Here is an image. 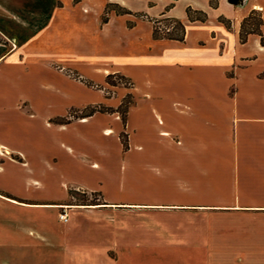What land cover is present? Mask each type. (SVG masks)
<instances>
[{"label":"crops","instance_id":"1","mask_svg":"<svg viewBox=\"0 0 264 264\" xmlns=\"http://www.w3.org/2000/svg\"><path fill=\"white\" fill-rule=\"evenodd\" d=\"M105 1L100 13H105L109 2L129 12L117 14L122 17V25L110 26L111 19L98 27L92 22L87 36L92 57L78 65L70 61L77 55L76 44L72 46L70 42V55L65 53L68 57L64 59L49 49L62 47V36L58 34L63 29L62 12H80L85 20L89 13L87 3H82L83 8L79 10L72 0L70 7L64 0H0V42L13 45L11 50L8 47L3 50L4 44L0 43V75L7 68L19 76L30 75L31 71L35 74L36 69L40 75L46 70L50 78L42 81L43 89L57 94L62 102H71L70 106L77 100V88L71 79L51 67L54 63L61 62L85 72L90 69L91 75L103 76L108 83L110 74L121 73L127 77L132 82L129 86L110 83L123 92L117 98L115 110L109 112L120 114L121 124L113 125L114 128L121 126L128 134L127 139L120 141L118 136L111 135L110 124H93L100 127L108 148L117 152L120 175L68 184L100 193L103 198L100 206L107 216L124 214L126 210L144 213L146 217L154 213L174 216L175 225L162 234L158 233L157 224L143 234L139 226L135 240L149 241L155 250L163 246L173 257L188 256L192 261L196 258L194 264H264V69L249 76L243 74V69L264 53V45L258 34H250L245 43L240 40L244 18L264 5L260 0H247L244 6L228 0H145L148 6L140 11L127 0ZM189 8L194 13L204 12L206 20H191ZM142 12L151 17L180 20L185 26L184 39L155 38L151 25L150 35L136 33L140 23L149 22L131 18ZM76 21V17L74 20L71 17V39L76 36ZM250 41L255 53L227 59L229 42L246 45ZM157 44L170 45L169 51L160 54L170 65L149 60L150 50ZM99 68L106 72L96 71ZM246 78L251 82L247 83ZM61 79L73 83L76 89L61 88L56 83ZM220 80H225L222 88ZM127 96L134 102L122 115L120 108ZM101 101L107 107H115L109 97L103 96ZM96 112L82 118L87 121ZM51 113H56L57 118L63 117L59 111ZM55 123L46 126L78 132L80 127L90 125ZM53 142L72 155L78 153L70 143L64 144L54 137ZM1 147L16 153L11 145L0 143ZM17 153L22 154L23 161L7 154L0 155V161L8 160L28 169L31 166L28 156L21 151ZM79 154L77 158L88 163L87 157ZM43 162L53 167L51 161L43 159ZM88 165L92 170L103 169L96 159ZM39 178H32L30 182L43 187ZM112 183L118 186L116 194L109 192ZM121 188L129 191L128 195H121ZM25 192L0 185L2 202L23 207L57 208L65 205L70 197L67 186L61 198L37 200ZM139 227L135 226V230ZM60 233L54 234L55 240L59 241ZM27 235L42 240L34 233L27 232Z\"/></svg>","mask_w":264,"mask_h":264},{"label":"rangeland","instance_id":"2","mask_svg":"<svg viewBox=\"0 0 264 264\" xmlns=\"http://www.w3.org/2000/svg\"><path fill=\"white\" fill-rule=\"evenodd\" d=\"M64 1L70 7V0ZM127 1L140 11L148 6L145 0ZM260 1L264 5V0ZM72 2L79 10H82L83 4L87 3L88 7L86 6V8L89 13L87 17L85 15L86 19L82 18L80 12L72 11V14L69 11L62 12L63 29L58 33L62 36L61 51L59 47L55 50L52 47L47 48L64 59L68 57L65 53L70 55V42L72 46L76 44L77 55L72 57L70 61L83 65L87 59L92 57L91 43L87 38L90 35L92 22L98 27V25L103 24V17H107L108 21L109 19L112 20L110 26L122 25V17L117 15L120 11L122 12V7H113L110 12L103 14V11L100 13L99 9L102 7V3L106 2L105 0H72ZM255 10L262 15L264 21V7H258ZM71 17L73 20L76 17L77 20L76 36L73 35L72 39L69 37ZM136 17L151 23L143 22L137 26L136 33H140L144 37L150 35L149 25L153 28L156 26L157 30L162 33L168 31L166 27H169L171 31L174 29V25L172 27L171 24L165 21L163 16L151 17L144 12L135 13L134 16H131L132 19ZM66 32L67 35L65 36ZM0 43L5 46H2L3 50H6L7 47L8 50H11L13 47L12 43L11 45L3 41ZM44 48L46 47L44 46ZM170 48L169 44L155 45L150 50L149 60H160L159 63L170 65L165 59L162 60L160 55L169 51ZM71 53L74 54L75 51L72 50ZM253 53H255V47L251 41L246 45L239 43L234 45L232 42L227 44L226 56L229 60L233 55L240 57ZM121 57L124 58L123 55ZM126 57L128 56L126 55ZM51 67L71 79L75 84L77 100H73L71 106L69 105L71 102H62V98H59L57 94L53 95L43 89L42 81L50 78V73L46 70L40 75L38 74L39 70L36 69L35 74L34 72L32 74L31 71L30 75L21 74L19 76L17 72L13 73L11 69L7 68L0 75V143L11 145L16 150V153H13L6 148H1L0 155L7 154L12 159L21 162L23 161L22 154L17 153L21 151L28 156L31 162V166L27 169L8 160H1L0 185L12 190L26 191V195L37 200L61 198L65 195L66 186L72 190L73 196L66 199L65 205L57 208H39V205L23 207L10 202H2L4 199L0 198V264L196 263V258L194 259L196 262H194L192 261L193 258L188 256L173 257L172 252L167 251L165 247L161 248L163 246L155 250L150 246L149 241L135 240V235L140 232L139 226H141V234L146 229L148 230L150 226L153 228L154 224L159 226L158 233H165L177 221L172 215L154 213L146 217L144 213L139 214L126 210L124 214H121V212L108 214L107 216L102 211L100 204H77L80 202L100 203L103 202V198L98 192L86 191L79 186L68 184L69 182L96 181L99 177L107 176L108 178V176L112 177L113 175L117 177L121 173V163L117 152L112 148H108L106 139L99 132L100 127L93 124H110L112 129L108 131L111 135L118 136L120 141L127 139L128 134L123 132L122 127L114 128L113 125L121 124L120 114L109 113L114 111L118 105L117 98L123 92V89L111 86L103 76L91 75L90 69L85 72L81 69L66 67L61 62H56ZM196 67L199 69L198 66ZM263 69L264 53L259 56L258 60L252 62L248 68H244L243 74L249 76L255 71ZM235 70L234 68V72ZM96 71L106 72L102 68L96 69ZM89 76H92L93 79L89 80ZM245 80H247V83L251 82L249 78ZM88 81L90 84H87ZM109 82L127 83L126 85L129 86V80L121 76H114L109 79ZM56 83L61 88L69 86L72 90L76 89L73 87V83L63 79L56 81ZM224 84L225 80L219 81L221 88ZM232 90L235 91V87ZM103 96L109 97L111 104H114L115 107H107L108 105L103 104L101 101ZM132 102H134V99L129 96L124 100V105L120 108L122 115H124L122 112L127 110ZM257 103L260 104V101ZM258 107L260 106L258 105ZM94 110L98 112L87 118V121L82 122V117ZM57 111L60 112L59 116L63 117L57 118L56 113H51ZM45 115L46 120L44 121ZM55 121L90 125L80 127L78 132L74 129L58 131L46 126V124H56ZM53 137L64 144L70 143L74 146L78 152L76 156L69 153L63 146L55 145ZM128 141L130 143V139ZM79 153L87 157L88 163L95 159L98 160L103 165V169L92 170L84 159L79 160L77 158ZM55 157L57 161L53 162ZM43 159L51 161L53 167L47 166ZM32 172H36L35 176H32ZM35 177H40L39 179L44 184L43 187L30 182V179ZM109 187L111 194L119 192L117 185L114 186L112 183L109 184ZM120 192L124 196L125 193L128 195L127 192L129 191H124L121 188ZM61 213L68 214L67 221L60 219ZM135 226L139 228L135 230ZM200 229L203 232L204 228L201 227ZM60 231V238L57 241L55 240L57 236L55 237L54 234ZM27 232L38 235L43 241L27 235ZM182 255L184 254L182 253ZM199 261H201V258H199Z\"/></svg>","mask_w":264,"mask_h":264},{"label":"trees","instance_id":"3","mask_svg":"<svg viewBox=\"0 0 264 264\" xmlns=\"http://www.w3.org/2000/svg\"><path fill=\"white\" fill-rule=\"evenodd\" d=\"M116 6L120 7L118 4L109 2L106 5L105 14L110 12L113 9V7H116ZM121 9H122V12L120 11V13L129 12V11L125 10L124 8H121ZM187 12H188L189 18L191 20H196V19L202 20V21L206 20V14L204 12H202V11H198V12L194 13L193 10L189 8L187 10ZM103 21H107V17H103ZM165 21L168 22L169 24H171V26L174 25V29L171 31L169 27H166V29L168 31L162 33L160 31H158L156 26H155V28H154V37L155 38H172V39L183 40L184 36H185V26H184V24L180 20L173 19V18H165ZM263 24H264V21H263L262 15L260 13H258L257 10H252L251 13L247 17H245L243 22H242L241 31H240V40H241V42L245 43L248 40V36L250 34H258L261 37V43L264 45V33L262 31ZM161 31H163V30H161ZM114 76H121L123 78H127L124 75H122L121 73H114V74H110L108 76V80L110 78H113ZM110 83H112L114 85L118 84V83H115V82H110ZM87 84H90L89 81L87 82ZM126 84L127 83H123V85H126ZM131 84H132V82L129 80V85H131ZM123 105H124V101H123L121 107ZM95 112H96V110H94L93 112H91L89 114H86L84 117L90 116V115H92ZM102 112H104V111H102ZM62 123H65V122H62ZM68 191H69V196L72 197L73 196L72 190L68 189ZM101 203H103V202H100V203L99 202H89V203L80 202V203H77V204L98 205V204H101ZM67 204H73V203H67Z\"/></svg>","mask_w":264,"mask_h":264},{"label":"water","instance_id":"4","mask_svg":"<svg viewBox=\"0 0 264 264\" xmlns=\"http://www.w3.org/2000/svg\"><path fill=\"white\" fill-rule=\"evenodd\" d=\"M228 2L238 6H244L247 3V0H228Z\"/></svg>","mask_w":264,"mask_h":264},{"label":"built area","instance_id":"5","mask_svg":"<svg viewBox=\"0 0 264 264\" xmlns=\"http://www.w3.org/2000/svg\"><path fill=\"white\" fill-rule=\"evenodd\" d=\"M60 219L67 221L68 220V214L67 213H61L60 214Z\"/></svg>","mask_w":264,"mask_h":264},{"label":"bare ground","instance_id":"6","mask_svg":"<svg viewBox=\"0 0 264 264\" xmlns=\"http://www.w3.org/2000/svg\"><path fill=\"white\" fill-rule=\"evenodd\" d=\"M85 120H86V118L83 119V121H85ZM1 148H2V147H1ZM1 148H0V149H1ZM96 166H97V165H96Z\"/></svg>","mask_w":264,"mask_h":264}]
</instances>
